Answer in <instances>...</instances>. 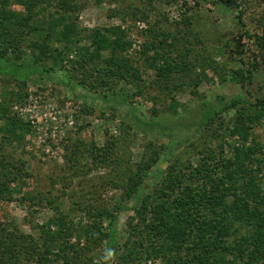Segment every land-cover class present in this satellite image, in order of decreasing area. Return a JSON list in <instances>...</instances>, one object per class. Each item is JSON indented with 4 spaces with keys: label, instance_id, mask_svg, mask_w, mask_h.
Wrapping results in <instances>:
<instances>
[{
    "label": "trees",
    "instance_id": "obj_1",
    "mask_svg": "<svg viewBox=\"0 0 264 264\" xmlns=\"http://www.w3.org/2000/svg\"><path fill=\"white\" fill-rule=\"evenodd\" d=\"M82 8L78 0H0V80H8L14 87L0 97V124H4L0 125V203L11 202L10 186L28 177L9 157L11 155L5 154L4 147L17 144L21 149L24 146V135L29 128L12 115L11 109L16 102H22L26 94L19 91L24 90L33 78L48 80L62 75L63 85L76 99H80L75 94L76 88L101 99L117 98V91H122L120 85L125 83L135 88L129 101L134 109L139 105L132 101L149 93V89L165 91L169 96L167 101L170 100L168 113L158 115L154 109V117L148 118L140 109L134 118L135 129L142 125V130L149 136H154L153 132L160 129L157 125L144 124L155 120H166L167 124L171 116L181 119L175 129L165 128L163 134L170 139L172 132H185V127L191 124L187 130L194 128L193 135L196 136L236 112L232 126L227 130L230 136L238 135L245 142L236 149L233 160L226 158V143L222 140L217 148L204 151L196 168L188 164L186 169H179L177 163L168 171L160 170L159 164L166 158H161L156 145L149 143L153 154L139 174L130 178L132 184L127 196L136 202L131 207L136 215L135 223L129 224L122 252L116 235L118 213L106 208L104 211L81 210L92 219V225L73 228L72 221L56 206L55 217L41 228L40 241L9 233L0 223V264H57L59 261L74 264L79 254L88 256L104 242L108 250H112L111 259L116 260V264H137L139 257L146 254H153L164 264H264V146L252 142L247 147L252 126L264 119V100H252L240 94L230 99L217 95L216 103L206 101L202 104L198 121L194 120L195 116H180L178 111L183 105L175 96L185 93L188 88L196 91L203 80L213 81L198 58L192 56L190 59L189 49L187 55L181 54L175 40L168 43L173 38L170 33L163 32L149 41L154 29L145 13L132 15L133 21L147 22L148 27L146 31H138L139 37L147 39L139 45L138 51L131 52L136 42L129 39L132 29L121 26L82 29L78 26ZM235 10L238 23L244 26L242 11L239 7ZM118 15L121 13L115 10L111 16ZM182 23L189 27L188 21ZM246 35L250 36L247 32ZM252 39L264 51V38L254 35ZM28 54L32 61H26ZM200 61L204 62L203 59ZM140 62L149 66L147 70L156 71L155 81L146 82L144 72L147 70L141 69ZM243 62L240 63L243 65ZM214 63L211 62V69L215 72ZM194 69L198 72L196 81L188 82L185 78ZM255 73V66L241 67L228 72L227 79L220 83L246 87L252 83ZM84 103L91 110L97 109L102 117L106 111L114 115L121 112L118 105L101 109ZM192 136L180 138L181 144L170 141L164 152L168 154L173 143H176L175 147L184 146ZM151 169H156L163 178L162 186L155 189L154 195L143 197L140 194L147 190L142 185L151 176ZM27 200L34 203L36 199ZM104 224H107L106 233L103 232ZM72 237L77 243L71 244ZM83 238L84 247L81 246Z\"/></svg>",
    "mask_w": 264,
    "mask_h": 264
},
{
    "label": "rangeland",
    "instance_id": "obj_2",
    "mask_svg": "<svg viewBox=\"0 0 264 264\" xmlns=\"http://www.w3.org/2000/svg\"><path fill=\"white\" fill-rule=\"evenodd\" d=\"M226 1L78 0L83 6L78 14V26L87 30L119 26L126 30L132 29L129 39L136 41L131 50L135 52L143 40L147 39L139 37L138 31H146L148 26L147 22L133 21L132 15L147 14L148 22L154 29L149 41L153 36L160 37L163 32L170 33L173 38L169 39L168 43L175 40L176 48L181 50L183 55H187L189 49L188 57H197L206 74L213 79L203 80L196 91L188 88L185 93L175 96L176 101L183 105L178 114L195 116L194 120L198 121L202 104L206 101L216 103L217 95L230 99L240 94L252 100H264V51L252 39L254 35L264 38V0ZM236 7L242 11L244 26L238 23ZM115 10L121 15L112 17ZM183 20L188 21L189 27L182 23ZM245 31L250 36H247ZM28 55L26 61H32L31 55ZM150 56H153V53H150ZM73 57L76 59V54ZM241 61H244L243 65ZM211 62H215L217 71L211 69ZM139 66L143 70L149 67L142 62ZM251 66L256 67V73L250 85L245 87L230 82L220 83L222 79H227L228 72ZM195 71L194 69L190 76L185 78L188 82L195 83L198 73ZM62 77L58 75L48 80L33 78L24 90L19 91L26 94L22 102H16L12 106V115L26 124L29 130L24 135V146L21 149L17 144H13L6 145L4 151L7 156L11 155L9 157L23 168L28 177L10 186L11 202L0 203V223L9 233L31 236L40 241L41 228L56 215L54 207L58 206L63 215L72 221L73 228L91 226L92 219L86 212L91 209L104 211L106 208L112 213H118L116 235L122 252L123 244L128 238L129 224L135 223L133 219L136 215L131 210L136 202L127 196L132 184L130 178L133 174H139L153 154L149 150V143H154L161 158H166L164 162H160V170L168 171L169 167L177 163L179 169H186L188 164L196 168L204 157V151L211 147L217 148L222 144V140L223 144L226 143V158L233 160L236 149L241 148L245 142L238 135L230 136L227 130L229 126L231 128L236 112L196 136L193 135L194 128L187 130L191 124L188 128L185 127V132H172L170 139L163 134L166 132L165 128L175 129L174 126L178 125L181 119L171 116L167 124L166 120H155L144 124L157 125L160 129L153 132L154 136H149L142 130V125L135 129L134 118L140 109L148 118L154 117V109L158 115L168 113L170 100L167 101L169 96L165 91L149 89V93L132 101L134 105H139L134 106V109L129 103L135 92L131 85H120L122 91L118 90L119 96L112 99H101L100 96L76 88L75 94L80 96V99H76L63 85ZM156 78L155 70L144 72L146 82L150 83ZM71 87H74L73 84ZM11 89H14L11 82L0 80V97ZM155 98L156 100H153ZM84 102L101 109L118 105L121 112L114 115L111 111H106L102 117L97 109H89ZM252 127L247 147L252 142L264 146V119ZM182 130L184 131V128ZM191 136L184 146L175 147L176 143L181 144L180 138ZM172 140L177 142L173 143L167 154L164 149ZM93 155L99 158V161H95ZM104 158L107 159L106 162ZM159 176L156 169H151V176L142 185L147 191L140 194L141 196L155 194V189L162 186L163 178ZM32 197L36 199L34 203L27 200ZM106 228L107 224H104V233L107 232ZM52 231H57V228H52ZM70 242L75 244L77 239L72 237ZM85 244L83 238L81 246L84 247ZM107 251L104 242L88 256L79 254L74 264H116V260L105 259ZM63 263L64 261H59L57 264ZM137 264L164 262L153 254H146L143 258L139 257Z\"/></svg>",
    "mask_w": 264,
    "mask_h": 264
},
{
    "label": "clouds",
    "instance_id": "obj_3",
    "mask_svg": "<svg viewBox=\"0 0 264 264\" xmlns=\"http://www.w3.org/2000/svg\"><path fill=\"white\" fill-rule=\"evenodd\" d=\"M112 256H113V252H112L111 249H109V250L106 252V254H105V259H106V260H110V259L112 258Z\"/></svg>",
    "mask_w": 264,
    "mask_h": 264
}]
</instances>
